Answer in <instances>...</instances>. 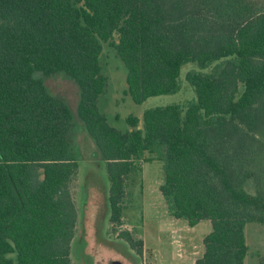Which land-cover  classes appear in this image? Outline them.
<instances>
[{"label":"trees","instance_id":"16d2710c","mask_svg":"<svg viewBox=\"0 0 264 264\" xmlns=\"http://www.w3.org/2000/svg\"><path fill=\"white\" fill-rule=\"evenodd\" d=\"M115 33L136 103L178 92L188 62L196 99L147 109L142 128L134 115L131 130L112 126L98 100ZM37 72L80 86L112 224L142 162L157 159L170 216L212 224L195 264H245L246 224L264 225V0H0V264H73L72 114ZM121 235L142 253V239Z\"/></svg>","mask_w":264,"mask_h":264},{"label":"rangeland","instance_id":"374dc122","mask_svg":"<svg viewBox=\"0 0 264 264\" xmlns=\"http://www.w3.org/2000/svg\"><path fill=\"white\" fill-rule=\"evenodd\" d=\"M115 42H119L117 33L109 42H102L100 61L108 84L98 100L101 112L112 126L131 130L127 118L134 115L140 118L142 128L147 109L196 99V92L186 76L189 71L200 68L197 63L188 62L181 68L178 92L151 96L136 103L127 93L128 69L114 47ZM35 76L43 78L52 95L65 99L72 114V148L80 163L79 175L72 185L79 211L72 245L73 264H195L204 252L203 239L211 232L212 224L204 220L191 227L187 221L170 216L159 190L164 180L163 162L157 159L142 162V170L128 186L123 224H112L106 171L97 144L79 116L80 86L64 72L50 76L37 72ZM125 231L143 240L142 253L122 237ZM245 233L249 246L245 264H259L264 257V225L249 222Z\"/></svg>","mask_w":264,"mask_h":264},{"label":"water","instance_id":"95a60500","mask_svg":"<svg viewBox=\"0 0 264 264\" xmlns=\"http://www.w3.org/2000/svg\"><path fill=\"white\" fill-rule=\"evenodd\" d=\"M115 264H122V263L119 262V263H115Z\"/></svg>","mask_w":264,"mask_h":264}]
</instances>
